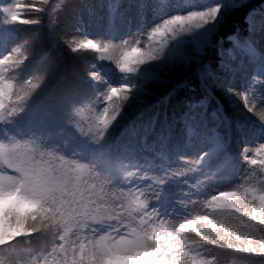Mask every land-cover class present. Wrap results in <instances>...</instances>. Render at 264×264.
I'll list each match as a JSON object with an SVG mask.
<instances>
[{"label":"snow or ice","instance_id":"6c2138e0","mask_svg":"<svg viewBox=\"0 0 264 264\" xmlns=\"http://www.w3.org/2000/svg\"><path fill=\"white\" fill-rule=\"evenodd\" d=\"M0 3L30 26L0 55V264H264V140L243 119L264 125V9L188 51L248 0ZM192 63L202 98L157 127V89Z\"/></svg>","mask_w":264,"mask_h":264},{"label":"trees","instance_id":"16d2710c","mask_svg":"<svg viewBox=\"0 0 264 264\" xmlns=\"http://www.w3.org/2000/svg\"><path fill=\"white\" fill-rule=\"evenodd\" d=\"M6 2V0H5ZM27 3V0H25ZM201 6V0H185V3L180 5L179 9L176 10H190L192 7ZM3 7V3H0V8ZM261 9H264V0H248L247 5L243 9H237L231 13L227 21L222 27H216L215 31L205 32V30H200L194 34L186 37L187 43L183 46L188 51H194L199 44H201L206 38L212 39L214 43L219 46L223 44L226 48L231 47V41L228 39L229 36L235 35L237 33H244L248 27V17L253 15L255 12L260 13ZM27 18V13L23 14ZM30 30V26L20 25V26H5L0 23V55L4 54L6 51L10 50L15 43L14 37L18 35H26ZM104 33L108 32L107 26L103 29ZM126 26L117 25V32L115 33L116 38H122L127 35ZM89 51V50H84ZM214 52L218 53V48L213 49ZM64 57L63 63L70 64L74 68L80 66L79 60L74 56H69L67 54H62ZM63 63L57 68V73L62 71ZM35 66V61H29L25 71H31ZM104 70H109L113 77H116L115 71L110 70L109 66L102 65ZM196 71V66L194 63L189 64L188 70L186 71L183 64L177 65L176 69L165 75V79L169 83L162 84L157 89V96L151 101L150 106L146 110V117H152L154 115L158 116V125L163 123L167 118L169 121L173 117L179 118L188 110L189 104H196L202 98L203 89L200 86V81L197 75H194ZM181 81H185L181 85ZM59 83V76L53 80V87H56ZM180 85L179 87H177ZM169 93H172L169 96ZM168 99L165 100L164 98ZM242 107V105L240 106ZM237 112V115H240ZM243 119L245 123L249 126L250 132L254 134H261L264 130V125H261L257 118L246 111L243 113ZM239 140L236 141L238 146Z\"/></svg>","mask_w":264,"mask_h":264},{"label":"rangeland","instance_id":"374dc122","mask_svg":"<svg viewBox=\"0 0 264 264\" xmlns=\"http://www.w3.org/2000/svg\"><path fill=\"white\" fill-rule=\"evenodd\" d=\"M253 15H259V13H257V12H255ZM215 29L216 28H214V29H212L211 31H215ZM88 31L90 32V34L92 35V36H100V35H105V33H104V31L105 30H100V29H97L95 26H93V27H90L89 29H88ZM104 72H105V75L106 76H108L111 80H113V81H115L116 79H117V77H113L112 76V74H111V72H109V70H104ZM257 140H264V137H262L261 135H259V134H254V133H251V132H249V134L247 135V137H246V142L248 143V144H252V145H254L256 142H257ZM227 220H228V222H232V218H227Z\"/></svg>","mask_w":264,"mask_h":264}]
</instances>
